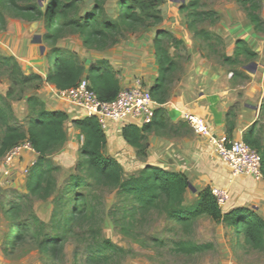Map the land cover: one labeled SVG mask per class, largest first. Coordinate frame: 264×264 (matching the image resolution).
<instances>
[{
    "label": "trees",
    "instance_id": "1",
    "mask_svg": "<svg viewBox=\"0 0 264 264\" xmlns=\"http://www.w3.org/2000/svg\"><path fill=\"white\" fill-rule=\"evenodd\" d=\"M82 0H48L46 6L39 0H0V24L5 30L6 14L13 18L27 22L45 20L48 33L45 40L57 41L65 32L79 34L84 44L91 49L105 51L119 42L125 30L136 31L148 25L161 24L163 17L161 7L166 0H121L115 18L106 16L107 0H94L91 12L80 15ZM247 14V19L256 34L264 35V18L262 17L263 0H237ZM201 0H190L181 8L187 13L188 27L194 32L195 38L207 42L214 52L213 43L223 44L217 34L206 29H200L198 24L203 21L218 20L214 12L200 11ZM170 36L165 31L159 32L154 41L156 50L159 78L150 89L153 98L164 104L168 98V85L173 81L177 72V63L163 46V37ZM224 65L235 67L246 62H255L258 54L245 40L236 42L233 56L220 55ZM52 60L45 81L56 89L68 90L75 88L86 79L91 89L100 100L110 102L115 100L121 85L116 72L103 60L88 66L81 64L75 56L66 55L62 50L53 48L48 55ZM10 72L12 82L29 85L43 82L40 74H26L18 60L13 56L3 57L0 54V76ZM233 80L239 77L247 79L245 73L233 70ZM8 96L10 94L8 93ZM7 99L0 94V125L3 129L0 138V158L17 146L30 142L38 154L36 163L32 166L27 180V189L35 197L47 199L56 192L58 182L55 178L57 167L50 159L66 144L68 133L66 122L69 120L63 111H49L45 103L38 97L27 99L30 113L26 126L13 123L14 113ZM262 113V112H261ZM260 113V114H261ZM161 110L157 109L153 121L139 128L133 124L123 129V138L131 146L138 149V156H145L146 134L158 130L163 123ZM76 127L84 138L81 147L79 172L69 177L68 183L54 198L55 209L51 220L53 233L47 235L40 242V251L49 257L58 258L63 253L71 234L87 225L90 231H95V214L89 213V195L97 186L118 191L125 199V212L130 222L137 214L142 216L158 210L184 228L191 227L199 218L207 216L216 222L225 224L235 232L245 246L264 251V218L249 208H237L224 212L217 202L210 187L199 195V199L192 206L185 205V196L190 189V181L184 174L167 171L157 166H147L138 175L125 177V171L120 162L105 153L107 136L96 118L76 120ZM231 126V122H230ZM231 132V127L230 130ZM258 123L256 122L243 140L257 150L262 156V174L264 177V144L260 140ZM13 216L19 215L20 207L14 206L10 211ZM93 212V211H92ZM86 226V227H87ZM15 229L11 242L7 246H15L25 238V232L19 224ZM126 231V229H125ZM178 250L188 255L205 251L207 246L188 243L177 245ZM88 261L90 264H110L122 257L126 252L105 239L90 248Z\"/></svg>",
    "mask_w": 264,
    "mask_h": 264
},
{
    "label": "rangeland",
    "instance_id": "2",
    "mask_svg": "<svg viewBox=\"0 0 264 264\" xmlns=\"http://www.w3.org/2000/svg\"><path fill=\"white\" fill-rule=\"evenodd\" d=\"M120 1L107 0L105 15L115 18ZM201 1L200 11L214 12L218 15V20L215 22L207 20L198 24L200 29L217 34L223 40V44L213 43L214 52L207 42L195 38L194 32L188 27L187 13L182 12L181 8L190 0H166L161 7L163 17L161 24L148 25L136 31L125 30L119 42L105 51L88 48L84 44L83 38L76 33L65 32L55 42L46 41L48 25L45 20L38 21V30H41L40 38L46 58L53 48H58L66 55L75 56L83 65L95 60V52L103 53L121 45L132 46V43L136 41H145L154 46L157 34L165 31L170 36L163 37V46L178 66L175 77H180L183 73L188 72L192 62L205 61L211 68L224 69L228 78H233V70L245 73L247 79L239 77L232 81L234 85L236 83L246 85L253 73L247 71L245 67L257 63L264 88V35L254 32L246 12L237 0ZM39 2L46 6L48 0H39ZM94 5V0H82L80 15L91 12ZM261 14L264 18V0ZM23 21L13 18L10 13L6 14L5 30H1L2 24H0L1 56H13L20 62L18 55L22 53L23 44L20 42L21 40L17 39V36L27 33L25 31L26 24H23ZM25 23L33 24L34 22L25 21ZM9 25L12 27L10 32L8 31ZM8 36L14 38L8 41ZM12 40L15 41L12 42ZM238 40L247 41L251 48L257 52L258 58L255 62H246L235 67L224 65L219 56L223 54L233 56ZM52 63L50 60L49 64ZM42 93H50L51 98L53 96L45 79L43 82L22 85L12 82L10 72L0 76V94L7 99L6 102L13 109V123L26 126L30 113L27 99L35 96L43 100L47 94L43 95ZM48 108H54V106L50 103ZM260 113L257 122L258 133L264 144V100L260 103ZM71 124L73 123L69 121L66 125L70 141L74 138L72 134L74 125ZM2 133L3 129L0 125V138ZM75 142L77 146L74 149L69 144H65L50 159L51 163L57 167L55 178L58 186L55 194L47 199L35 197L27 189L29 172L37 161V156L32 153L33 151L26 150L12 161H9L6 156L0 158V264H90L88 261L90 248L105 239L111 240L126 252L110 264H264V251L245 246L240 242L237 234L225 224L204 216L194 222L191 227L184 228L158 210L145 216L137 214L136 219L130 222V218L124 211L127 206L125 199L118 191L99 186L95 187L89 195V210H91L89 213L96 216L95 231L91 232L87 225L84 229L77 228L70 235L63 253L56 259L42 254L39 247L40 242L47 235L53 233L51 220L55 209L54 198L68 183L69 177L79 172L82 139L77 138ZM26 156H28L27 159ZM130 176V170L126 168L125 177L129 178ZM232 197L233 200L236 199L233 193ZM198 199L197 192L188 190L185 196V205L192 206ZM237 203L245 202L237 200ZM14 206L20 207L19 215L13 216L10 212ZM228 208L229 205L224 207L223 211L228 212ZM260 214L264 218V205ZM15 224L22 227L25 238L13 247L7 246L6 244L13 238L15 229L12 226ZM181 243L207 246L208 248L203 252L188 255L178 250L177 245Z\"/></svg>",
    "mask_w": 264,
    "mask_h": 264
},
{
    "label": "crops",
    "instance_id": "3",
    "mask_svg": "<svg viewBox=\"0 0 264 264\" xmlns=\"http://www.w3.org/2000/svg\"><path fill=\"white\" fill-rule=\"evenodd\" d=\"M22 23L26 24L27 33L17 36L23 44L22 53L18 52L21 67L26 74L36 73L46 79L50 65L43 45L39 42L42 35L41 30H38L39 22ZM11 30L9 25L8 31ZM8 38V41H11L14 37ZM94 59L84 65L106 61L116 72L121 89L131 86L136 78H142L145 85L151 89L159 78L155 47L145 41H136L132 46L121 45L103 53L95 52ZM255 64L256 72L248 83L234 85L233 78L226 77L227 72L224 69L211 68L205 61L192 62L188 72L174 77L168 85V98L164 104H159L158 108L161 110V120L166 126L146 134L145 156L139 157L138 149L124 140L122 124L112 125L105 133L106 155L117 159L124 171L126 168L130 170L131 176L138 175L147 166H157L184 174L191 184L189 190L197 192L198 197L208 187L212 191L226 189L231 197L226 204L229 205L228 212L237 208H249L261 216L264 205V179L235 176L217 154L211 139L197 134L185 119V114L201 118L210 127L214 138L243 140L246 132L259 121L260 103L264 100L259 65ZM47 85L53 95L51 98L50 93H42L47 94L42 100L47 110L67 113V122L71 121V125H74V138L70 141L68 135L66 144L74 149L77 146L76 139L80 138L83 145L84 138L74 123L86 118L83 110L60 100L56 95L58 89L48 83ZM50 103L54 108H48ZM134 125L143 128V125ZM32 153L38 158L35 151ZM232 193L236 198L234 200ZM237 200L245 203H237Z\"/></svg>",
    "mask_w": 264,
    "mask_h": 264
},
{
    "label": "built area",
    "instance_id": "4",
    "mask_svg": "<svg viewBox=\"0 0 264 264\" xmlns=\"http://www.w3.org/2000/svg\"><path fill=\"white\" fill-rule=\"evenodd\" d=\"M57 97L70 105L83 110L85 117L96 118L106 133L112 125L150 124L155 116L159 103L153 98L150 88L142 78H136L131 86L121 89L118 97L110 102L100 100L91 89L90 82L82 80L75 88L56 91ZM186 121L197 134L210 138L215 144L217 154L224 160L235 176H250L264 179L262 174V156L243 140H229L225 137L214 138L205 121L193 114H185ZM34 151L30 142H25L7 154L12 161L24 151ZM213 194L221 208L228 203L230 196L226 189L213 190Z\"/></svg>",
    "mask_w": 264,
    "mask_h": 264
},
{
    "label": "water",
    "instance_id": "5",
    "mask_svg": "<svg viewBox=\"0 0 264 264\" xmlns=\"http://www.w3.org/2000/svg\"><path fill=\"white\" fill-rule=\"evenodd\" d=\"M39 42L42 43L41 38L39 39ZM43 50H44V47H43ZM256 68H257V66H256L255 63H252V64H250L249 66H246V67H245V69H246L247 71L251 72V73L256 72Z\"/></svg>",
    "mask_w": 264,
    "mask_h": 264
}]
</instances>
